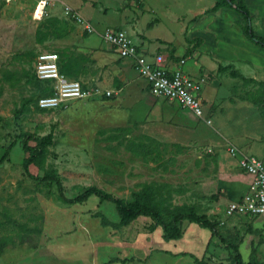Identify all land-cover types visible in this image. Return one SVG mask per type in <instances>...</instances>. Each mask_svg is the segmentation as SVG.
Here are the masks:
<instances>
[{"label": "rangeland", "instance_id": "1", "mask_svg": "<svg viewBox=\"0 0 264 264\" xmlns=\"http://www.w3.org/2000/svg\"><path fill=\"white\" fill-rule=\"evenodd\" d=\"M36 1L0 0V158L14 143L0 165V239H11L0 254V264H232L230 251L195 224L184 222L182 238L171 241L164 240L161 228L147 217L126 227L102 226L101 217L109 223L119 222L114 205L95 197L82 204L63 203L54 183L33 179L47 174L61 181L68 199L96 187L130 201L143 187H152L161 208L194 207L218 223L219 233L238 246L245 263L252 257L264 263V215L230 218L225 212L235 201L228 196L231 176L225 177L216 158L217 145H226L215 133L219 117L214 116L213 125L208 118L211 125H207L192 116L193 125L186 132L175 128L173 119L148 124L147 111L135 103L139 98L136 85L108 101L95 98L76 101L66 109L41 111L36 98L43 86L32 68L39 53L60 56L63 51L69 55L72 48L77 49L83 31L64 14L65 7H77L95 28L118 29L130 36L132 30L144 33L151 49L161 53L174 49L180 56L191 51L185 70L201 67L209 74L215 71L212 78L218 81V96L250 98L264 109V88L231 79L228 72L216 74L219 65L234 60L233 69L243 77L264 81V50L244 36L241 17L227 7L220 17L207 15L205 20L214 19L212 29L219 28L215 39L203 31L199 18L215 0H44L41 19H34ZM258 9L251 26L255 35L264 39V5ZM47 27H55L64 37L43 36ZM91 36L98 39L95 32ZM199 38L204 39V45L196 51L200 55L196 60L193 52ZM255 65L262 69L257 67L252 78L249 66ZM209 78L206 76L205 86ZM212 90L203 94V100L211 99ZM156 101L169 105L163 99ZM208 103L203 106L204 118L205 111L213 114L217 109ZM250 118H246L248 122ZM253 122L247 128L255 126ZM50 133L53 139L45 162L29 166L31 178L22 166L28 154L19 137L30 136L29 145L34 146ZM141 142L151 144L154 154L135 156L130 148ZM231 159L229 155V163L234 162ZM234 171L239 176L238 170ZM224 179L227 185L222 187ZM113 259L123 262L109 263Z\"/></svg>", "mask_w": 264, "mask_h": 264}, {"label": "crops", "instance_id": "2", "mask_svg": "<svg viewBox=\"0 0 264 264\" xmlns=\"http://www.w3.org/2000/svg\"><path fill=\"white\" fill-rule=\"evenodd\" d=\"M250 2H253V6L249 5ZM85 3L87 2H84L83 6L84 7L88 6ZM245 3L251 17H253L252 15L254 12L257 11L256 13H258L260 11L258 9L260 5L261 6L264 5V0H246ZM211 7H213V5H211L210 8ZM75 8L77 9L76 11L80 13L79 12L80 10L77 7ZM207 10H208L207 8H204V10L201 13V16H199V18L203 20V31L205 33L213 34V37H215L216 39L218 36V32L216 31L219 28L217 26L216 31L212 29L213 26L212 22L214 19L211 18L207 20L204 19L207 15H209L206 14ZM223 10L224 9L221 8L218 12L212 13L210 15H212V17L214 16L220 17V14H222ZM197 20L198 18L195 21ZM87 22H89L92 25L90 21ZM93 28L95 30V35L98 36V39L93 40L91 39L92 38L91 35H87L83 33L80 42L76 45L77 49L74 50L72 48L71 50L73 52L70 53L69 55H68V51H63L62 53H60V56L58 55L60 72L64 74L68 79L80 82L84 87L87 88L95 87L88 85L89 84L88 82L91 81L95 85H97V87L100 86L99 88H101L103 91L111 92L112 94L110 97L103 96L101 98H97L104 101H108L111 100L112 98L119 97L120 95H122L124 89L132 88L131 87L132 85H136L137 87L134 89L137 90V93L139 94V98L136 100L135 103L138 102L137 103L138 108L141 107L142 109L147 111L145 115H147L146 119L148 124L149 123L154 124L156 122H160V120H165L167 122L173 119L171 121L174 123L175 128H178L180 131L183 130L184 132L188 131L193 125L192 123L193 115L186 110L183 111L179 110L180 108L175 104H173L174 105L173 106L170 105L172 103L169 102H168L169 105H167L164 104V102L162 103L160 101H156V98L150 95L147 83L142 78H140L138 74L135 72L133 68V62L129 59L120 58L117 52L112 47H110L106 43L105 45L104 42L102 41L101 34L108 27L105 28L93 27ZM126 34L128 38L131 40V42L134 43L139 49L143 50L146 54L151 56L156 53H161L157 50L151 49L150 43H148V38H146L144 33H138L132 30L131 32L132 36H130L127 32ZM58 37L62 38L64 37V35L59 33ZM193 39H189V40H193ZM199 40L200 43L193 52L194 58H196V60L200 58V55H198L196 51L200 52L201 49H203V45H204V39L199 38ZM168 52L169 53H163V54L168 59L167 60L168 64H170V66L172 67L181 58L190 60V56L189 54H187V52L180 56L177 54V52L175 53L174 49H169ZM233 61L229 60L224 64V66L232 67ZM187 62L188 61H186L183 66V70L187 75H189L192 78H198L201 76L203 77L207 76L211 78V79L209 78L210 83H208L203 88L200 97L204 107L207 101L209 102L208 104L213 105V108L217 107L216 112H214L213 114L211 113L209 114L207 111H205V117L211 118L212 125L214 123L213 122L214 116L220 118V119L214 118L215 121H217V125L215 127L216 129L215 133L222 141L225 142L226 145L224 144L221 145L220 143L217 145L216 149L218 148V150H217L216 158H217V163L222 164L223 167L222 173L225 174V177L231 176L229 180L230 182H232L231 185H227V181L226 179H224L226 183L222 182L223 185L222 187L227 185L231 190V193L228 194V196L230 197L231 195L234 201H238L248 191L251 178L239 168L236 158H233L234 160L231 159L235 163L228 162L227 159L230 155L228 148L230 146L234 147L239 151L240 154L242 153L247 156L257 157L264 162V109L258 108L255 104L251 103L248 100L235 98V96L234 97L231 96L230 98H226V99L224 98V96L221 97L218 96L216 93V91H219L218 81L212 78V73L215 71H212L209 74V72H205V70H203V68L201 67L196 68L193 71L191 70L188 71L184 69ZM235 62H237L236 58H235ZM244 62H248V61H244ZM70 66H72V68H70ZM257 67L258 66L255 65V68L253 67L254 68L253 70V68L249 66L248 72L252 78H255L254 73ZM259 67L261 68L262 65H259ZM217 68H216V74L218 73ZM218 74H224V73H218ZM209 88H213L212 97L210 100L208 99L203 100V94L207 93ZM76 101L86 102L87 100H75L69 102V104H75L74 102ZM249 116L251 118L248 122L246 118ZM251 122H253L252 124H255V126L250 125V127L247 128L249 126V123ZM142 123L143 122L141 121V125ZM227 164H234V165L228 166ZM236 169L238 170L237 172L241 174V175L239 174L240 177L234 171ZM247 218H257V217H247Z\"/></svg>", "mask_w": 264, "mask_h": 264}, {"label": "built area", "instance_id": "3", "mask_svg": "<svg viewBox=\"0 0 264 264\" xmlns=\"http://www.w3.org/2000/svg\"><path fill=\"white\" fill-rule=\"evenodd\" d=\"M40 5L41 10L37 13ZM45 7L46 1L38 0L33 18L41 19ZM64 14L69 21L80 27L83 33L91 35L95 32L92 25L76 10L65 7ZM101 39L112 47L120 58L133 62L135 72L147 83L151 96L175 104L203 120L205 124L211 125V120L204 118L203 102L200 97L206 77L192 78L187 75L183 70L185 58L179 59L172 67L163 53L151 56L146 54L131 42L125 31L118 29L106 28L101 34ZM32 68L36 80L49 83L52 90V94L38 99L37 108L41 111L66 109L69 102L75 100L111 96L109 91L97 87L87 88L78 81L68 79L60 72L57 53H39L33 61ZM228 151L231 157L237 159L239 168L251 178V182L248 191L238 201L226 206V215L230 218L263 216L264 162L257 157L240 154L234 147H230Z\"/></svg>", "mask_w": 264, "mask_h": 264}, {"label": "trees", "instance_id": "4", "mask_svg": "<svg viewBox=\"0 0 264 264\" xmlns=\"http://www.w3.org/2000/svg\"><path fill=\"white\" fill-rule=\"evenodd\" d=\"M246 0H215L213 7L206 11V14H212L218 12L221 8H229L235 11L242 19L243 25L241 27L244 36L252 42L255 46L264 49V39L255 35L252 26H251V15L246 6ZM45 34L43 36L51 35V36H59V32L54 28H46ZM40 34V33H37ZM39 36V35H38ZM57 36V37H58ZM43 40V39H41ZM200 41L197 43L199 44ZM197 47V46H196ZM187 54H190L188 51ZM35 59V58H34ZM33 59V61H34ZM33 64V62H32ZM218 73H226L228 72L230 78L232 79H240L244 83L257 84L259 88H264V81L257 83L253 79H246L242 75H240L233 67L230 66H222L219 65L217 68ZM34 74V73H33ZM35 77V76H34ZM39 84H41L42 91H40L39 95L36 98V106L39 98L48 96L52 94V90L50 88L49 83H42L36 80ZM250 101L253 104H256L252 99H245ZM30 100L27 101V103ZM19 139L22 140V148L25 153L28 154V157L24 159L23 169L25 173L31 177L29 173V166H40L45 162V154L48 146L51 145L53 136L52 134H48L43 137L40 141L36 143L34 146H30V136L21 135ZM14 145L12 143L10 147L5 150V153L0 158V165L6 160L8 151ZM155 149L151 144L148 143H138L130 148V151L137 157L148 158L154 154ZM153 160L154 159H150ZM39 181H48L52 182L57 187V192L59 195V199L66 204H82L90 197H95L102 202H108L114 205L116 213L119 218V222L117 224L109 223L104 217H101V225L102 226H111L113 228H120L128 226L132 221L138 219L139 217H147L151 219L158 227L162 230V238L166 241L171 240H179L182 238L184 230L182 228L183 223L187 222L189 224H195L202 229H207L210 232V238H216L225 248H227L231 253V263L232 264H264L258 263L257 260L252 257L250 261L244 262L241 258V255L238 250V246L233 242H226L224 237L218 231V223L212 220L209 216L205 214L197 213L196 209L192 206H182V207H174L173 209L161 208L158 194L154 193L151 189L152 187L145 186L143 189L133 195V198L130 201H123L121 199L115 198L109 193L104 192L101 189L96 187H90L85 189L81 194L76 196L75 198L68 199L65 197L63 192V187L61 181L55 177L53 174H47L41 179H36ZM247 218V217H243ZM11 243V239L3 238L0 239V254L3 249ZM254 255V252L252 253ZM122 263L123 261H119L118 259H113L109 263Z\"/></svg>", "mask_w": 264, "mask_h": 264}, {"label": "bare ground", "instance_id": "5", "mask_svg": "<svg viewBox=\"0 0 264 264\" xmlns=\"http://www.w3.org/2000/svg\"><path fill=\"white\" fill-rule=\"evenodd\" d=\"M36 9V8H35ZM41 10V5L37 8V13H39Z\"/></svg>", "mask_w": 264, "mask_h": 264}]
</instances>
